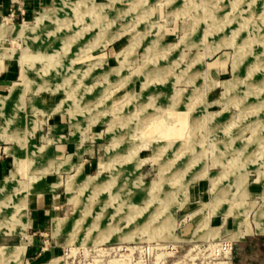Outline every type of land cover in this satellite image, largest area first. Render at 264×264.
Instances as JSON below:
<instances>
[{"label":"rangeland","instance_id":"obj_1","mask_svg":"<svg viewBox=\"0 0 264 264\" xmlns=\"http://www.w3.org/2000/svg\"><path fill=\"white\" fill-rule=\"evenodd\" d=\"M1 77L0 264H264V0H0ZM56 115L98 158L37 230Z\"/></svg>","mask_w":264,"mask_h":264},{"label":"crops","instance_id":"obj_2","mask_svg":"<svg viewBox=\"0 0 264 264\" xmlns=\"http://www.w3.org/2000/svg\"><path fill=\"white\" fill-rule=\"evenodd\" d=\"M34 7L38 8L39 5L48 2L49 0H32ZM11 88V86H10ZM8 89L7 81L4 77L0 78V93L5 92ZM10 90V89H9ZM4 97V96H0ZM58 116H54L52 119H49V123L46 126L48 128L46 136L48 137V144L51 146L52 144V155L54 156L55 160V171L53 175H51V178H48V180H42L39 181L35 187L33 192L31 193V199L29 200V207L32 211L33 219L31 220V225H33L34 228L37 230L39 227H42V223L47 222L48 219L53 220V218L57 217L55 216V209L58 208V201H56V196H59L57 191L60 189H57V191H54L52 189V184L55 181L60 180L61 176L58 174L59 171L57 168L58 161L57 159L65 158L67 161L66 163L69 164V161L76 160L75 162L82 163V159H85L84 161H87V166L94 165L95 159L98 158V145L91 143L88 145H82L79 143V140L76 139L74 135H72L71 132H69V127L63 123L62 120L57 119ZM59 128V129H58ZM62 133V134H61ZM61 137H64V140L59 139ZM81 150L80 157L77 156V151ZM3 154L5 150L2 151ZM51 157V155L49 154ZM9 158L7 155H0V175L5 172L7 166H9ZM49 165L51 164L50 161H48ZM85 164V163H84ZM65 167V166H64ZM59 168H62L61 166ZM65 170V168H62ZM53 173V172H52ZM49 174H51V170H49ZM61 185V183H60ZM57 193V195H55ZM55 195V196H54ZM30 226V225H29ZM6 234L5 237L2 239L3 245L13 246L15 245V241L17 237H14L13 234L15 233H4ZM19 238V237H18ZM56 238L60 239L62 238V234L59 236H56ZM20 242V240H19ZM37 245L35 244L34 247L29 246L28 251L30 253H35L37 251ZM55 248H51V250H54ZM22 257V256H21ZM15 264H21V263H15Z\"/></svg>","mask_w":264,"mask_h":264},{"label":"built area","instance_id":"obj_3","mask_svg":"<svg viewBox=\"0 0 264 264\" xmlns=\"http://www.w3.org/2000/svg\"><path fill=\"white\" fill-rule=\"evenodd\" d=\"M215 261L206 264H232V245L229 240H223L211 247Z\"/></svg>","mask_w":264,"mask_h":264},{"label":"bare ground","instance_id":"obj_4","mask_svg":"<svg viewBox=\"0 0 264 264\" xmlns=\"http://www.w3.org/2000/svg\"><path fill=\"white\" fill-rule=\"evenodd\" d=\"M44 16V15H43ZM43 16H40L39 19H41V17L43 18Z\"/></svg>","mask_w":264,"mask_h":264}]
</instances>
